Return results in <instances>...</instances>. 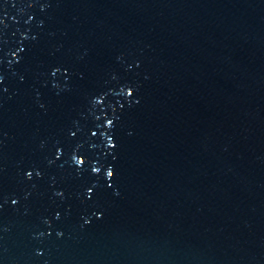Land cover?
I'll return each mask as SVG.
<instances>
[{
    "label": "water",
    "instance_id": "obj_1",
    "mask_svg": "<svg viewBox=\"0 0 264 264\" xmlns=\"http://www.w3.org/2000/svg\"><path fill=\"white\" fill-rule=\"evenodd\" d=\"M0 264H264V0H0Z\"/></svg>",
    "mask_w": 264,
    "mask_h": 264
},
{
    "label": "snow or ice",
    "instance_id": "obj_2",
    "mask_svg": "<svg viewBox=\"0 0 264 264\" xmlns=\"http://www.w3.org/2000/svg\"><path fill=\"white\" fill-rule=\"evenodd\" d=\"M111 174V172H109V175Z\"/></svg>",
    "mask_w": 264,
    "mask_h": 264
}]
</instances>
